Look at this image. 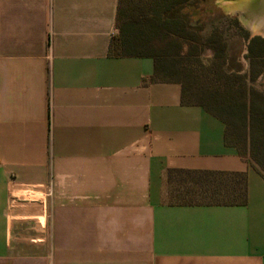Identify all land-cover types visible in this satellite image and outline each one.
Returning <instances> with one entry per match:
<instances>
[{
    "label": "crops",
    "instance_id": "obj_1",
    "mask_svg": "<svg viewBox=\"0 0 264 264\" xmlns=\"http://www.w3.org/2000/svg\"><path fill=\"white\" fill-rule=\"evenodd\" d=\"M117 5L0 0V264H264V179L150 57L108 52ZM170 171L242 173L245 202H172L195 184Z\"/></svg>",
    "mask_w": 264,
    "mask_h": 264
},
{
    "label": "trees",
    "instance_id": "obj_2",
    "mask_svg": "<svg viewBox=\"0 0 264 264\" xmlns=\"http://www.w3.org/2000/svg\"><path fill=\"white\" fill-rule=\"evenodd\" d=\"M158 1V0H157ZM162 0L150 5L147 13L133 14L116 7L117 34L110 38L108 52L147 56L153 61L150 81L175 82L180 86V103L201 106L224 124L223 139L247 158L264 179V91L253 81L264 68V39L248 40L242 73L225 67L231 57V40L244 38L234 18L207 9L206 0ZM178 3L170 9L169 4ZM208 13H213L205 20ZM193 17V21L191 18ZM212 78V85L196 84V78ZM191 176L192 183L208 200H186L190 189L172 195L177 203L241 205L245 202L242 173L170 171ZM168 173V175H169ZM181 199V200H180ZM186 200V201H183Z\"/></svg>",
    "mask_w": 264,
    "mask_h": 264
},
{
    "label": "rangeland",
    "instance_id": "obj_3",
    "mask_svg": "<svg viewBox=\"0 0 264 264\" xmlns=\"http://www.w3.org/2000/svg\"><path fill=\"white\" fill-rule=\"evenodd\" d=\"M207 1V9H212L214 13L220 12L224 16H228L231 18H234L237 23L239 24L242 31H244L245 37L244 38H238L233 39L230 42L229 48H228V54L231 55L228 60H226L225 67L229 68L231 70H237V72L242 73L244 71H247L248 69V60L245 58L246 53V45L249 39V34L245 26L239 21L237 14L234 12L231 14V11L237 9L234 6H231L232 3H234L236 0H206ZM213 13H208L205 16V20H209L211 18ZM193 21V17L191 18ZM259 38L264 39L260 35H255ZM253 36V37H255ZM197 83L196 84H205L207 85L208 82L212 83V78H196ZM212 85V84H211ZM213 86V85H212ZM253 86L257 89L264 91V68L262 69L261 73L255 78L253 81ZM190 193L188 194V197H186V200L192 201V202H200V201H207L208 198H206L207 193H203L202 190H199L196 186H190ZM181 191V190H180ZM181 200V199H180ZM183 200V201H186ZM172 202H176L175 199L171 200Z\"/></svg>",
    "mask_w": 264,
    "mask_h": 264
},
{
    "label": "water",
    "instance_id": "obj_4",
    "mask_svg": "<svg viewBox=\"0 0 264 264\" xmlns=\"http://www.w3.org/2000/svg\"><path fill=\"white\" fill-rule=\"evenodd\" d=\"M231 6L237 8L231 11V14L234 12L237 14L239 21L247 29L249 38L255 35H260L264 38V31L253 30L249 22L259 23L260 25L264 23V0H236Z\"/></svg>",
    "mask_w": 264,
    "mask_h": 264
},
{
    "label": "bare ground",
    "instance_id": "obj_5",
    "mask_svg": "<svg viewBox=\"0 0 264 264\" xmlns=\"http://www.w3.org/2000/svg\"><path fill=\"white\" fill-rule=\"evenodd\" d=\"M249 22L251 23L250 27L253 30H255V31L263 30L264 31V23H261L262 25H260L259 23H255V22H251V21H249Z\"/></svg>",
    "mask_w": 264,
    "mask_h": 264
}]
</instances>
